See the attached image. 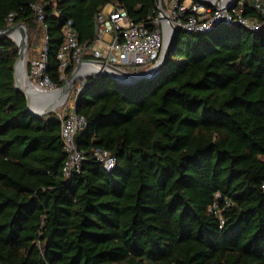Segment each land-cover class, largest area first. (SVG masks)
<instances>
[{
    "label": "trees",
    "instance_id": "1",
    "mask_svg": "<svg viewBox=\"0 0 264 264\" xmlns=\"http://www.w3.org/2000/svg\"><path fill=\"white\" fill-rule=\"evenodd\" d=\"M110 4L135 22L159 15L156 0H0V28L47 34L45 74L60 87L64 26L91 44ZM245 14L261 29L178 28L152 79L98 74L74 88L87 158L71 175L64 115L29 108L19 45L0 36V264H264V14L249 2ZM98 146L117 156L112 171Z\"/></svg>",
    "mask_w": 264,
    "mask_h": 264
},
{
    "label": "built area",
    "instance_id": "2",
    "mask_svg": "<svg viewBox=\"0 0 264 264\" xmlns=\"http://www.w3.org/2000/svg\"><path fill=\"white\" fill-rule=\"evenodd\" d=\"M230 0H224L227 4ZM253 5L257 12L264 14V0H237L233 7L227 5L215 7L199 0H161L168 19L177 28L189 32H209L221 24H241L252 30L261 29L263 22L258 18L246 15L247 3ZM42 3H33L39 19H44ZM14 18L11 13L8 22ZM168 19L162 16L142 22H135L126 8L113 4L104 7L96 16L94 41L90 44L78 38V31L69 20L63 28L64 42L58 52L60 61L59 80H68L71 72L80 65L78 80L72 87L77 94L85 87L88 79L98 75L97 67L91 62L99 60L107 65H114L127 72H141L154 66L162 56ZM47 27V26H46ZM109 36V38L107 37ZM48 35L42 39L43 45L40 59L32 62L29 71L34 77L33 84L43 91H56L59 86L49 74H45L48 64ZM72 68L71 72L68 69ZM100 75V74H99ZM71 109L64 115L62 137L65 143L67 160L63 171L67 175L79 172L86 160V152L78 148L75 137L84 128L86 119L78 114L75 98ZM94 156L103 163L108 171H112L117 164V156H113L107 149L98 146Z\"/></svg>",
    "mask_w": 264,
    "mask_h": 264
},
{
    "label": "water",
    "instance_id": "3",
    "mask_svg": "<svg viewBox=\"0 0 264 264\" xmlns=\"http://www.w3.org/2000/svg\"><path fill=\"white\" fill-rule=\"evenodd\" d=\"M203 3L206 4H212L215 7H220V6H229V7H233L236 4L237 0H230L229 2H227V4L224 2V0H199ZM156 5L158 6V10H159V15L162 16L164 19H168V15L163 7V5L161 4V0H156ZM169 21L170 24V33L169 35L166 37L165 36V43H164V47L162 50V56L160 58V60L152 67L145 69V71H141V72H127L125 70L119 69L118 67L112 65H107L99 60H92L91 62L97 67V70L95 71V73L97 74H108L111 77H114L119 83L122 84H129V83H138V82H142V81H146L147 79H152L154 77H156L158 74H160L162 72V69L166 63V60L169 56V52L170 49L173 45L174 42V38L176 35V32L178 30V28L174 25V23L172 21ZM20 33V41H17L16 38L13 36V33L18 32ZM0 36H8V37H14L15 42L18 43L19 45V56H18V60L15 64V75H16V86L26 94L27 98H28V105L29 108L32 109V111L34 113H36L37 115H46L49 112L52 111H56L58 108V100L63 99V97H65L66 99L68 98V96L70 95V93L72 92V87L74 86V84L76 83V81L78 80V70H79V66H77L72 72L71 75L69 76L68 80H66L62 86H60L56 91L59 92V96L57 98V100L53 101L48 107H46V109L44 110H39L38 108H36V106L33 105L34 103V95L31 91H29L27 88H25L17 75V67L19 62L24 59L25 56H27V52H28V48H29V39H30V29L27 25H25L24 23H16L11 25V27L8 28H0ZM120 71L123 74H118L115 71ZM29 78V77H28ZM32 82V81H31ZM33 83V82H32ZM34 85V84H33ZM35 86V85H34Z\"/></svg>",
    "mask_w": 264,
    "mask_h": 264
},
{
    "label": "bare ground",
    "instance_id": "4",
    "mask_svg": "<svg viewBox=\"0 0 264 264\" xmlns=\"http://www.w3.org/2000/svg\"><path fill=\"white\" fill-rule=\"evenodd\" d=\"M170 33V27L167 28L166 31V37L169 35ZM15 34L16 40L20 41V33L19 31ZM26 62H27V58L26 56L24 57V59H22L17 67V75L18 78L21 82V84L27 88L29 91H31L34 95V103L33 105L36 106V108H38L39 110H44L46 109V107H48L53 101L57 100L58 96H59V92L58 91H43L39 88H37L36 86L33 85V83L31 82L30 78H28V75L26 74ZM118 74H123L120 71H115ZM66 98L63 97V99L58 100V105L62 104L64 102Z\"/></svg>",
    "mask_w": 264,
    "mask_h": 264
},
{
    "label": "rangeland",
    "instance_id": "5",
    "mask_svg": "<svg viewBox=\"0 0 264 264\" xmlns=\"http://www.w3.org/2000/svg\"><path fill=\"white\" fill-rule=\"evenodd\" d=\"M13 36L15 37V34H13ZM13 37V39H15ZM109 38V36H107ZM30 38L32 39L33 41V44H34V47L33 48H28V52H27V62H26V74L28 75V77L30 78V80L33 82L34 81V76L31 75V73L28 71V67H29V64L33 62V60L35 59H40V56H41V50H42V44H43V41H42V38L38 39L36 37V34H32L31 35V32H30ZM30 40V39H29ZM74 89H72V92L70 93V95L68 96L67 99L64 100V102L62 104H60L56 110V112H58L59 114L63 115V114H66L70 109H71V104L74 100ZM76 92V91H75Z\"/></svg>",
    "mask_w": 264,
    "mask_h": 264
}]
</instances>
